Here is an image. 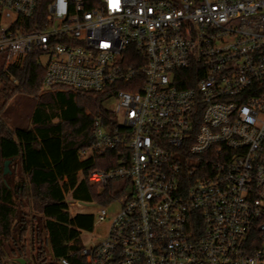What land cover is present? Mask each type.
<instances>
[{"label": "built area", "instance_id": "1", "mask_svg": "<svg viewBox=\"0 0 264 264\" xmlns=\"http://www.w3.org/2000/svg\"><path fill=\"white\" fill-rule=\"evenodd\" d=\"M32 52L44 89H133L79 151L114 152L85 264H264V0H0V70Z\"/></svg>", "mask_w": 264, "mask_h": 264}, {"label": "trees", "instance_id": "2", "mask_svg": "<svg viewBox=\"0 0 264 264\" xmlns=\"http://www.w3.org/2000/svg\"><path fill=\"white\" fill-rule=\"evenodd\" d=\"M44 73L39 52L0 71V89L6 96L9 91L36 98L30 126L10 127L0 118V264L14 258L28 261V257L36 264H45L47 258L52 264L61 257L85 264L80 234L92 231L94 217L71 213L68 202L104 204L112 195L108 188L88 183L86 175L91 169L113 165L109 159L114 152L81 159L79 151L93 141L95 118L115 121L103 105L105 99L116 88L133 89L123 84L98 92L62 85L44 89ZM191 83L187 74L182 85ZM5 162L18 164V182L4 172ZM31 213H39L37 228L31 224L36 218Z\"/></svg>", "mask_w": 264, "mask_h": 264}, {"label": "rangeland", "instance_id": "3", "mask_svg": "<svg viewBox=\"0 0 264 264\" xmlns=\"http://www.w3.org/2000/svg\"><path fill=\"white\" fill-rule=\"evenodd\" d=\"M0 71H2V70H0ZM4 92L5 91H2L0 89V118L2 120H4L6 122V124L10 127H14V126L28 127V126H30V116H31V113L35 107L36 98L29 96V95H26V94H23V93H19V92H13L10 94L9 91H7L8 95L6 96V94H4ZM103 105L105 108L110 109L114 105V100L113 99H106L103 102ZM7 168H8L11 180L14 183L18 182V180L21 178V173L19 171L18 164L16 162L10 166L8 164ZM118 208H119V204L116 200H114L110 204L106 205V211H107L108 217L111 218L113 216V214L118 210ZM95 210H96V208H95L94 203H86V205L83 206L82 208H76V207H72L69 205V211L71 213L81 212V213L93 214L95 212ZM32 215H35L36 218L34 220L31 219V224H33V226H35V228H37L36 227V226H38L37 217H39V213H31L30 216L32 217ZM30 216H29V219H30ZM107 221H108V219H106L105 222H103V223H96L95 224V227L93 230L94 236H92V234H90L91 231L90 232L82 231L80 234L82 244L88 246V245H91L92 243L100 240L103 236V232H104L105 225H106ZM39 230H40V236H41V238H43L44 232L41 229H39ZM42 244H44V243H42ZM43 248H44V246H43ZM49 262L50 261L47 258V260L45 261V264H49ZM26 264H36V263H33L31 260H29V257H28V261Z\"/></svg>", "mask_w": 264, "mask_h": 264}, {"label": "water", "instance_id": "4", "mask_svg": "<svg viewBox=\"0 0 264 264\" xmlns=\"http://www.w3.org/2000/svg\"><path fill=\"white\" fill-rule=\"evenodd\" d=\"M7 165H8V162H5L4 163V172L8 171ZM78 202L86 205L85 202H82V201H78ZM26 263H27V261L25 259H22V258H14V261H13V264H26Z\"/></svg>", "mask_w": 264, "mask_h": 264}]
</instances>
